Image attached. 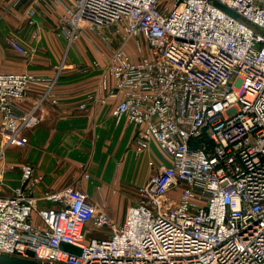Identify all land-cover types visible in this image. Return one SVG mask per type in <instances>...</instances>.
<instances>
[{
    "label": "built area",
    "instance_id": "2783aa9c",
    "mask_svg": "<svg viewBox=\"0 0 264 264\" xmlns=\"http://www.w3.org/2000/svg\"><path fill=\"white\" fill-rule=\"evenodd\" d=\"M215 1L238 16L210 0L62 5L56 29L69 43L109 26L122 39L87 105L117 99L114 119L139 126L135 153L154 142L165 162L148 160L153 173L119 224L75 185L35 196L40 177L24 164L10 195L0 179V254L42 264H264V0ZM25 11L34 25L33 4ZM130 39L140 52L143 39L149 53L134 60L124 48ZM6 40L30 53L16 37ZM32 83L44 90L26 110L19 102ZM52 86L31 72H0V154L28 142L39 104L56 101ZM89 225L108 233L94 236Z\"/></svg>",
    "mask_w": 264,
    "mask_h": 264
},
{
    "label": "crops",
    "instance_id": "0c3cea01",
    "mask_svg": "<svg viewBox=\"0 0 264 264\" xmlns=\"http://www.w3.org/2000/svg\"><path fill=\"white\" fill-rule=\"evenodd\" d=\"M72 1L25 0L15 6L11 0H0V72H31L44 79H53L51 91L56 99L39 104L40 122L26 132L28 142L24 146H8L0 154L1 193L4 195H10L12 188L21 185V169L26 163L33 167V174L40 177L33 187L35 196L75 185L95 203L98 199L91 190L93 186L97 187L98 194L105 192V185L113 183L139 187L153 173L148 164L151 156L146 160L150 170H140L137 177L130 176L129 166L125 171L120 169L127 163L125 150L130 149L129 145L133 147L139 126L125 117L118 122L114 119L111 108L117 99L87 105L88 94L98 88L106 57L112 48L107 50L109 52L100 49L107 48L103 43L94 47L88 38L95 41L98 37L87 31L70 43L57 31L55 25L62 5ZM30 4L35 11L34 25L28 23L25 11ZM36 29L38 37L34 36ZM8 36L16 37L30 53L24 55L10 48L6 42ZM128 49L126 47L130 54ZM43 90L44 83H32L19 105L31 109ZM81 104L86 106L80 107ZM2 143L0 130V149ZM153 147L158 146L151 142L146 153ZM163 162L164 158L155 164ZM84 171L90 179L83 175ZM37 204L51 205L42 200Z\"/></svg>",
    "mask_w": 264,
    "mask_h": 264
},
{
    "label": "rangeland",
    "instance_id": "374dc122",
    "mask_svg": "<svg viewBox=\"0 0 264 264\" xmlns=\"http://www.w3.org/2000/svg\"><path fill=\"white\" fill-rule=\"evenodd\" d=\"M53 25V24H52ZM56 26V25H55ZM256 30H258L256 27H254ZM88 34L93 35V37L97 36L98 39L93 41L91 38H88V41L96 48L100 46L101 43H103L107 48L100 49H106L110 50V48H115L120 45L122 42V39L119 35L115 34L113 26L109 27H97L94 29H85ZM91 37V36H89ZM97 41V42H96ZM136 40L130 39L128 42L125 43L124 48H130L128 51H130L131 57L136 60L141 53L147 54L149 53L148 48L144 42L143 39H141V45L143 48V51L140 52L137 50L136 46ZM127 51V50H126ZM109 52V51H107ZM155 145L159 146L157 143H154ZM128 150H125V161L128 163L122 165L120 169L125 171L127 169V166H129V172H131V177H137L136 175L139 173L140 170H150L147 164V156H151L155 162H160L163 157L161 153L160 147H153L151 151L148 153L142 152L139 155L135 154V151L131 145H129ZM146 167V168H145ZM120 170V171H121ZM127 173V172H126ZM87 179H90L87 177ZM142 186V185H141ZM104 193H99L97 187H92V192L94 195H96L97 200V206L98 208L102 209L104 212H106L116 224H119L124 217L126 207L132 203H134L138 197V187H133L129 185H121V184H109L105 185L103 187ZM90 228L93 230L94 236H103L104 234L108 233V229L106 227L104 228H95L89 225ZM87 238L90 236L87 235Z\"/></svg>",
    "mask_w": 264,
    "mask_h": 264
},
{
    "label": "water",
    "instance_id": "95a60500",
    "mask_svg": "<svg viewBox=\"0 0 264 264\" xmlns=\"http://www.w3.org/2000/svg\"><path fill=\"white\" fill-rule=\"evenodd\" d=\"M210 1H212L216 6H218L219 8L224 10L226 13L230 14L231 16L233 17L238 16L235 11L219 3L218 1H215V0H210ZM28 253L30 256L33 255L31 251H28ZM0 263L2 264H42L40 261L31 259V258H21V257L6 255V254H0ZM45 264H50V263H45Z\"/></svg>",
    "mask_w": 264,
    "mask_h": 264
}]
</instances>
